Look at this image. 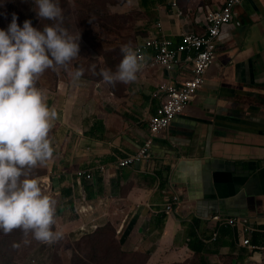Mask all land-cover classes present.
Returning <instances> with one entry per match:
<instances>
[{
  "label": "crops",
  "instance_id": "crops-1",
  "mask_svg": "<svg viewBox=\"0 0 264 264\" xmlns=\"http://www.w3.org/2000/svg\"><path fill=\"white\" fill-rule=\"evenodd\" d=\"M164 2L143 6L152 19L145 37L131 41L133 49L160 29L175 45L187 29L203 32L205 13ZM170 77L150 67L128 83L83 75L58 79L46 101L58 113L49 137L60 148L54 146L46 174L37 178L48 186L57 213L70 218L74 208L83 207V218L74 213L76 220L60 230L67 248L74 246L73 234L110 227L118 248L138 257L129 259L136 264H247L263 254L252 253L243 241L264 236L247 231L264 230V0H244L235 8L234 21L221 29L205 85L155 138L151 158L118 168V159L136 153L149 135L158 106L153 93ZM99 165L107 167L105 176ZM78 171L94 177L86 180ZM175 196L180 204L167 214L165 205ZM84 225L98 228L84 233ZM55 257L71 263L45 256L37 264H52Z\"/></svg>",
  "mask_w": 264,
  "mask_h": 264
},
{
  "label": "clouds",
  "instance_id": "clouds-1",
  "mask_svg": "<svg viewBox=\"0 0 264 264\" xmlns=\"http://www.w3.org/2000/svg\"><path fill=\"white\" fill-rule=\"evenodd\" d=\"M34 2L43 21L63 19L58 0ZM121 51L124 55L117 70L101 72L108 83L137 79L143 58L129 45H122ZM78 55L80 35L61 23L36 27L25 19L21 25L13 12L7 26L0 27V231L4 233L19 228L45 243L63 237L54 227L56 200L31 175L34 166L45 164L53 155L49 131L58 116L35 81L46 69L67 66ZM71 75L79 80L82 71Z\"/></svg>",
  "mask_w": 264,
  "mask_h": 264
},
{
  "label": "rangeland",
  "instance_id": "rangeland-1",
  "mask_svg": "<svg viewBox=\"0 0 264 264\" xmlns=\"http://www.w3.org/2000/svg\"><path fill=\"white\" fill-rule=\"evenodd\" d=\"M142 0H58L59 6L62 9L63 19L61 25L65 27L70 33L80 35V55L69 61L67 66L60 65L55 68H48L43 73L39 74L35 84L37 87L47 90L53 89L57 80L62 79V83L72 76L77 69L82 71V75L92 80H99L101 78L102 69H113L118 66L121 58V51L117 52V45H130L133 39L142 40L146 33L143 30L148 21L152 19L150 13L141 6ZM154 1V0H153ZM160 1V0H158ZM165 1L164 5L174 2V0ZM178 5L186 11L189 9L192 14H196L198 6H209L211 9L218 3L224 0H176ZM156 2V0H155ZM35 3V2H34ZM35 5V4H34ZM163 5V6H164ZM34 6V14L36 22L34 26L42 27L43 23H52L43 21L38 17ZM140 7V8H139ZM96 10H99L96 13ZM145 12V13H144ZM149 16V18H148ZM120 55V56H119ZM103 63H101V62ZM53 146H57L56 142H52ZM60 148V147H59ZM37 164L34 166V171L39 174H46L45 165ZM32 176H34L31 173ZM46 193L48 191V186ZM42 188V186H41ZM43 190V189H42ZM51 195V194H50ZM75 205V204H74ZM56 203V209H57ZM61 213V214H60ZM55 213V228L59 230H66L69 225V219L76 220L74 213L78 218L82 219L83 215L79 209L74 208L73 216L66 217L65 211ZM86 228L84 225L83 229ZM98 228V227H97ZM81 230V229H80ZM97 231H100L98 229ZM76 238V239H75ZM72 240L74 246L72 249L67 248L68 239L62 237L53 243H45L34 238L31 232L25 234L21 229H13L9 233L0 231V257L5 258L4 264H37L39 259L59 256L66 257L65 262L74 263L80 253L87 254L89 264H101V257H105L103 264H114L113 255L117 252L116 239L113 232L109 230L106 232L94 233L88 236L73 234ZM25 241H29L25 243ZM15 245V246H14ZM7 247L8 256L2 254L1 248ZM57 249H62L57 251ZM96 249V252L94 251ZM259 258L250 259L251 262L247 264H264V252ZM131 257V253H130ZM133 259L138 257L133 255ZM63 260V259H62ZM141 260V258H139ZM128 261V260H127ZM49 262H43L49 264ZM129 264H136L133 261H128ZM42 264V263H40ZM52 264H62L58 258H53ZM229 264V261H226Z\"/></svg>",
  "mask_w": 264,
  "mask_h": 264
},
{
  "label": "built area",
  "instance_id": "built-area-1",
  "mask_svg": "<svg viewBox=\"0 0 264 264\" xmlns=\"http://www.w3.org/2000/svg\"><path fill=\"white\" fill-rule=\"evenodd\" d=\"M244 0H225L223 4H218L211 9L209 6L198 7L197 13L204 14V18L199 24L203 27V32L198 33L193 29H187L180 35L181 42L174 44L172 38L165 35L159 24V33L146 38L135 50L138 51L142 59L140 70L150 67H160L166 71L169 80L162 81L155 92L153 98L158 101L156 113L149 119L148 133L142 147L136 153L120 158L117 161L118 168L133 167L135 164L147 161L152 156V148L155 138L167 130L173 121L181 115L185 108L192 102L198 91L202 89L206 82V74L217 59L218 46L220 42L221 29L234 21V10ZM173 6L177 7L176 1ZM179 16L184 15L181 10H177ZM185 16V15H184ZM152 51L149 59L145 58L146 52ZM99 171L105 176L108 169L99 165ZM78 177L92 180V172L78 171ZM44 183H41L42 189ZM83 200V199H82ZM180 200L175 196L165 205L167 214H171L179 206ZM82 206V202L80 204ZM84 214L83 207L79 209ZM237 220L227 221L236 224ZM81 232L89 233L97 229V226L86 227ZM250 232H263V229L248 227ZM243 245L250 248L252 253L264 252V243L255 245L251 238L244 239Z\"/></svg>",
  "mask_w": 264,
  "mask_h": 264
},
{
  "label": "trees",
  "instance_id": "trees-1",
  "mask_svg": "<svg viewBox=\"0 0 264 264\" xmlns=\"http://www.w3.org/2000/svg\"><path fill=\"white\" fill-rule=\"evenodd\" d=\"M118 2H120V0H116ZM34 0H3L2 3H0V27H6L7 24L11 21L12 18V13L15 12L18 14V22L22 25L23 21L25 19H31L33 25L36 22L35 16L33 17L34 14ZM156 4L155 0H143V2L141 3V6L145 7V6H149L152 7ZM177 6L178 5L177 3ZM182 10L184 12H187L185 9L182 8ZM99 10H96V13H98ZM52 23H61V20L58 21H49ZM123 55V53H121V56ZM73 61V59L71 60ZM117 67H114L113 69H108L111 71H116ZM102 77V76H101ZM31 173L35 176V177H39L42 174L36 173L34 171V167L31 169ZM110 231L113 232L112 229L110 227H107L105 229H101V232H106V231ZM100 231H95L94 233H99ZM92 233V234H94ZM92 234H88V235H92ZM86 235V236H88ZM115 238V237H114ZM116 239V238H115ZM253 243L255 245H262L264 243V236H259V235H255V237L253 238ZM117 252L113 255L114 257V264H129V259H131L133 257V255L131 254L130 257V253H124L122 252L119 248L118 245H113ZM7 247L3 246L1 248V252L2 254H4L7 258L8 253H7ZM94 251L96 252V249H94ZM100 259V263L103 264L104 263V259L105 257H101ZM5 258L3 257V259L0 257V264H4ZM128 260V261H127ZM78 262V264H89V259H88V255L87 254H83L80 253L78 255L77 260L74 262L76 263ZM113 264V263H112Z\"/></svg>",
  "mask_w": 264,
  "mask_h": 264
}]
</instances>
